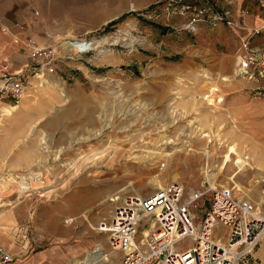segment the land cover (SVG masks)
Segmentation results:
<instances>
[{
	"label": "rangeland",
	"instance_id": "1",
	"mask_svg": "<svg viewBox=\"0 0 264 264\" xmlns=\"http://www.w3.org/2000/svg\"><path fill=\"white\" fill-rule=\"evenodd\" d=\"M147 1L0 0V30L27 32L21 61L29 36L65 49L66 38L94 40L93 50L77 58L61 50L43 79L26 76L27 103L0 115V144L14 136L0 155V187L15 188L17 198L59 203L62 225L94 236L71 259L88 264L96 246L111 250L92 226L107 213L112 192L146 195L169 180L230 185L263 225L235 264H264V70L238 71L240 40L225 26L221 37H202L215 28L205 24L195 34L175 30L171 21L183 18L148 17ZM260 36L250 43L260 46ZM29 170L40 172L45 186L19 194L17 176ZM207 203L208 194L197 200V216ZM67 216L73 221L64 224Z\"/></svg>",
	"mask_w": 264,
	"mask_h": 264
},
{
	"label": "built area",
	"instance_id": "2",
	"mask_svg": "<svg viewBox=\"0 0 264 264\" xmlns=\"http://www.w3.org/2000/svg\"><path fill=\"white\" fill-rule=\"evenodd\" d=\"M259 4L264 13V0ZM145 11L148 17L161 16L166 21L180 16L183 20L170 25L190 34L197 33L201 24L209 28L223 25L240 40L235 56L238 71L247 72L249 66L264 70V42L260 46L250 43L252 36L264 34V21L247 27L244 8L234 7L233 0H151ZM65 40L70 45L63 55L67 58L80 57L94 48L91 37ZM58 44L40 45L29 36L26 68L9 70L0 60V102H17L24 96L26 76L38 79L51 73L54 59L61 56ZM206 194V208L197 216L196 202ZM106 204L107 213L99 216L92 228L106 234L107 245L116 253H105L101 261L91 251L90 264H235L253 249L263 230L257 212L232 186L209 185L204 179L196 188L169 180L146 195L112 192ZM62 221L71 223L73 218L67 216ZM184 237L189 242L179 245ZM13 258L0 244V264Z\"/></svg>",
	"mask_w": 264,
	"mask_h": 264
},
{
	"label": "crops",
	"instance_id": "3",
	"mask_svg": "<svg viewBox=\"0 0 264 264\" xmlns=\"http://www.w3.org/2000/svg\"><path fill=\"white\" fill-rule=\"evenodd\" d=\"M217 1L222 3L225 0ZM233 5L244 8L242 17L247 27L260 25L264 21L259 0H233ZM2 17L0 14V20ZM224 30V26L218 25L214 29L207 28L205 32L202 30L200 35L205 38L209 34L221 37L225 34ZM26 33L22 29L0 30V60L9 70L23 69L28 65V59L21 61L19 53ZM260 35L252 36V40L258 42ZM41 38L38 37V43L42 42ZM23 97L15 104L9 99L1 101L0 114H9L15 107L26 104L27 100ZM13 140L14 136L0 144V155L8 150ZM23 196L17 198L15 188L0 187V244L14 254L13 260L4 264H71L73 256L82 254L92 246L94 236L77 234L72 229L74 225L69 228L61 224L59 203L51 202L46 196L41 200ZM75 235L77 237L72 239ZM81 261L75 259L73 264H80Z\"/></svg>",
	"mask_w": 264,
	"mask_h": 264
},
{
	"label": "bare ground",
	"instance_id": "4",
	"mask_svg": "<svg viewBox=\"0 0 264 264\" xmlns=\"http://www.w3.org/2000/svg\"><path fill=\"white\" fill-rule=\"evenodd\" d=\"M63 43H65V44H68L69 45V43L65 40V41H63ZM58 46L63 50H65V48L63 47V44H62V42H60L59 44H58ZM70 46V45H69ZM70 48V47H69ZM41 79H43V78H41ZM37 80H40V79H37ZM64 97H66V99L68 98L67 96H64ZM14 108V107H13ZM7 114V113H6ZM1 115V114H0ZM202 135V137H204V136H207V134L206 133H204V135H203V133H201L200 134V136ZM47 142V140H46V138L44 137H42L41 138V143H46ZM40 175H41V173L40 172H32V170H29L26 174H20L19 176H17V177H19V181L17 182L18 183V185H19V189H18V192H19V194L21 193L22 194V192H29L30 191V187H32V186H36V188H34V189H37V187H44L45 185L43 184V181H41V178H40ZM3 184V183H2ZM209 184V183H208ZM209 185H212V184H209ZM5 186V185H4ZM6 188H7V186H6ZM32 191V190H31ZM17 193V192H16ZM147 230L146 229H144V232H146ZM99 247L98 246H96L93 250H91V251H94V255H96L97 256V258L99 259V260H101L102 261V259H103V257H104V254L106 253L107 255H108V253L109 254H115L116 252H115V250H113V249H111L110 251H108V253L105 251V249L103 248V249H98ZM100 248H102V247H100ZM92 255H93V253H92ZM88 264H90V263H88Z\"/></svg>",
	"mask_w": 264,
	"mask_h": 264
}]
</instances>
